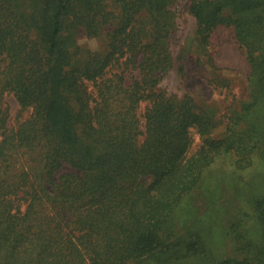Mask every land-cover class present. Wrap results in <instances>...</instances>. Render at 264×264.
I'll use <instances>...</instances> for the list:
<instances>
[{"label":"trees","instance_id":"trees-1","mask_svg":"<svg viewBox=\"0 0 264 264\" xmlns=\"http://www.w3.org/2000/svg\"><path fill=\"white\" fill-rule=\"evenodd\" d=\"M182 1L218 120L157 89ZM0 264H264V0H0Z\"/></svg>","mask_w":264,"mask_h":264},{"label":"rangeland","instance_id":"rangeland-1","mask_svg":"<svg viewBox=\"0 0 264 264\" xmlns=\"http://www.w3.org/2000/svg\"><path fill=\"white\" fill-rule=\"evenodd\" d=\"M173 10L176 13L177 31L172 37L171 48L175 60L172 69L163 77L157 89L179 97H191L193 102L218 120L231 103L233 96L243 92L245 78L249 73L248 66L242 53L230 42L231 32L224 30L223 36L216 40L218 44L213 49V63L220 71L206 68L198 62L205 54L196 43L194 18L186 12L184 1L175 5ZM80 43L88 45L93 50L100 49L103 47V37L92 40L82 38ZM219 77L229 80V91L216 88L215 81ZM5 102L9 107L10 117L14 119L18 115L17 102L12 97L6 98ZM221 130L220 126L216 132L219 133Z\"/></svg>","mask_w":264,"mask_h":264}]
</instances>
